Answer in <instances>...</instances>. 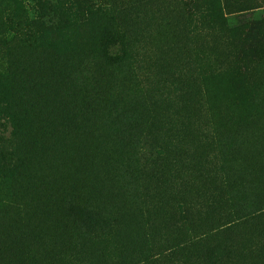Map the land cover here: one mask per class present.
<instances>
[{
  "label": "rangeland",
  "instance_id": "rangeland-1",
  "mask_svg": "<svg viewBox=\"0 0 264 264\" xmlns=\"http://www.w3.org/2000/svg\"><path fill=\"white\" fill-rule=\"evenodd\" d=\"M0 264H264V0H0Z\"/></svg>",
  "mask_w": 264,
  "mask_h": 264
}]
</instances>
